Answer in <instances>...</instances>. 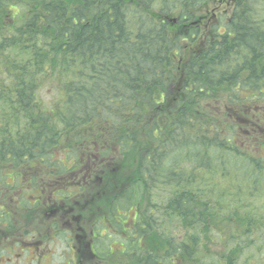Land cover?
I'll return each mask as SVG.
<instances>
[{
	"label": "trees",
	"instance_id": "obj_1",
	"mask_svg": "<svg viewBox=\"0 0 264 264\" xmlns=\"http://www.w3.org/2000/svg\"><path fill=\"white\" fill-rule=\"evenodd\" d=\"M209 1L0 0V225L13 238L59 230L53 209L100 210L124 236L120 264L251 262L264 0H233L217 22L194 12Z\"/></svg>",
	"mask_w": 264,
	"mask_h": 264
},
{
	"label": "rangeland",
	"instance_id": "obj_2",
	"mask_svg": "<svg viewBox=\"0 0 264 264\" xmlns=\"http://www.w3.org/2000/svg\"><path fill=\"white\" fill-rule=\"evenodd\" d=\"M213 1L214 0L209 1L210 4H204L198 11L194 10L196 15L202 16L205 14V12L209 10V8H212L213 6L217 5ZM224 12L229 16L232 15L231 9H229V13H227L225 10ZM177 16L178 14L174 15L173 17L171 16L170 18H175ZM201 26H203V24ZM188 30L189 29H187V31ZM260 184L262 185V187H260L262 191L256 194H257V197L259 196L261 198V201L263 202L264 201V181H260ZM257 204H259L258 201H257ZM124 221H127L126 218L124 219ZM99 222H101V219H99ZM125 226H129V225L127 224ZM102 230H103L102 226H99V228H96V229L94 226L90 228V232L94 231L96 232V234L98 233L103 234L102 239L100 237L99 239L94 240L96 244L95 246L96 250L98 251V252L96 251L97 255H100L101 258L103 259L101 264H120L121 260L119 259V257L121 256V252L124 249L122 246V236L118 234V232H116L111 227H110V230H104V231ZM97 231L99 232L97 233ZM247 244L250 245L251 253L249 255H244L242 257L243 260L251 258V262L249 264H254L256 260H264V258L261 256V253H260L261 246H264V234H263L262 241H248ZM109 251H111L113 254H109V256L106 257L103 253H108ZM41 253L47 256L46 259L42 260L41 264H65L66 259L76 260V258H74V253L70 251L68 247V238L66 234H62L61 237H56V240L54 239L48 240L45 246L42 247V249L40 250L38 254H41ZM122 258L124 259L123 256ZM77 263L83 264L81 260H77ZM14 264H37V263L34 257H32L31 255H25L22 260H16ZM255 264H258V263H255Z\"/></svg>",
	"mask_w": 264,
	"mask_h": 264
},
{
	"label": "flooded vegetation",
	"instance_id": "obj_3",
	"mask_svg": "<svg viewBox=\"0 0 264 264\" xmlns=\"http://www.w3.org/2000/svg\"><path fill=\"white\" fill-rule=\"evenodd\" d=\"M59 215L60 213L58 209L51 210V213L48 215V218L54 221L53 225H55L58 229L61 226V219L66 218L60 217ZM67 225L70 226L71 230H74V227L71 224V220L68 221ZM42 226H45V224H43ZM42 234L43 232H40L38 238H35L31 235L29 229V232L26 234L25 237L20 234V238H13L14 233L13 230L10 229V227H7V229L5 230L3 228H0V264H14L16 260H22L25 255H31L35 258L38 264H41L42 260L46 259L47 256L43 253H38L40 252L42 247L45 246V236H51L52 233L46 234L45 236ZM68 235L71 236L72 243L74 241H78L79 247L82 246V242L86 241L89 237L87 229H84L81 226L75 229L73 235L72 231H70ZM90 235L97 238L93 231L90 232ZM91 243V241L86 243L85 250L83 251L77 249L76 246H73L72 250H76L77 252L81 253V257L85 261L91 260L93 257H97V255L94 254V250L91 247ZM23 253L25 254L22 255Z\"/></svg>",
	"mask_w": 264,
	"mask_h": 264
},
{
	"label": "bare ground",
	"instance_id": "obj_4",
	"mask_svg": "<svg viewBox=\"0 0 264 264\" xmlns=\"http://www.w3.org/2000/svg\"><path fill=\"white\" fill-rule=\"evenodd\" d=\"M176 1H177V0H176ZM157 2H158V1H157ZM154 3H155V2H154ZM154 3H153V4H154ZM178 4H179V3H178ZM107 5H108V4H107ZM160 5H161V4H160ZM120 7H121V6H120ZM158 7H159V6H158ZM101 11H102V10H101ZM139 14H140V13H139ZM129 15H130V14H129ZM129 15H128V16H129ZM97 16H98V15H97ZM130 17H131V16H130ZM137 18H138V17H137ZM144 18H146V17H144ZM133 20H134V19H133ZM141 20H142V19H141ZM148 22H149V21H148ZM141 24H142V23H141ZM137 25H138V24H137ZM137 25H136V26H137ZM106 26H107V25H106ZM131 26H132V25H131ZM144 26H145V25H144ZM129 27H130V26H129ZM133 27H134V26H133ZM137 27H139V26H137ZM145 27H146V26H145ZM147 27H148V26H147ZM150 28H151V27H150ZM138 30H139V29H138ZM127 31H128V30H127ZM132 32H133V31H132ZM132 32H131V33H132ZM131 33H130V34H131ZM144 33H145V32H144ZM105 34H106V33H105ZM148 34H149V33H148ZM132 36H133V35H132ZM89 42H90V41H89ZM118 43H119V42H118ZM103 44H104V43H103ZM112 46H113V45H112ZM122 47H123V46H122ZM108 52H109V51H108ZM131 53H132V52H131ZM120 60H121V59H120ZM128 61H129V60H128ZM121 62H122V61H121ZM130 63H131V62H130ZM120 75H121V74H120ZM106 81H107V80H106ZM114 83H115V82H114ZM108 88H109V87H108ZM110 94H111V93H110Z\"/></svg>",
	"mask_w": 264,
	"mask_h": 264
}]
</instances>
